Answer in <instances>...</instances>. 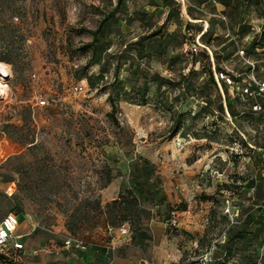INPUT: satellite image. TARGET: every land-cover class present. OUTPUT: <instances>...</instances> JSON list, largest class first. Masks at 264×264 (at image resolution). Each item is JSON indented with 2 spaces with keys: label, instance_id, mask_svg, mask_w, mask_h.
<instances>
[{
  "label": "rangeland",
  "instance_id": "rangeland-1",
  "mask_svg": "<svg viewBox=\"0 0 264 264\" xmlns=\"http://www.w3.org/2000/svg\"><path fill=\"white\" fill-rule=\"evenodd\" d=\"M117 1L0 0V63L11 70L0 79V219L24 213L35 228L22 250L0 249V264H102L112 258L103 250L114 249L129 264H264V126L253 109L263 99L220 78L264 81V0H125L105 25L108 56L83 70L89 31ZM151 23L178 37L139 53ZM228 41L234 47L223 52ZM198 42L205 47L193 52ZM86 72L105 79L92 88L79 79ZM19 185L35 198L16 197ZM124 189L144 211L129 220L130 234L107 206ZM98 197L114 224L104 213L71 231L72 213ZM68 237L87 248L66 247Z\"/></svg>",
  "mask_w": 264,
  "mask_h": 264
},
{
  "label": "trees",
  "instance_id": "trees-1",
  "mask_svg": "<svg viewBox=\"0 0 264 264\" xmlns=\"http://www.w3.org/2000/svg\"><path fill=\"white\" fill-rule=\"evenodd\" d=\"M125 0H118L116 5L114 6V8L109 11L106 15H104V17L101 19L99 26L97 27V29L89 31L93 38L90 42L86 43L83 45L82 50L87 53L90 54V59L89 62L87 63V65H85L84 67H82L83 70H88L90 67L96 65V64H101L102 61L108 56V51L110 49V42L107 41V36L108 33L106 32V23L110 22V21H116L117 20V12L121 9L123 3ZM211 0H198V3L200 5H204L205 3H208ZM220 3H222L224 6L229 7L231 6V2L232 0H218ZM249 2L255 3L256 5H259L261 3V0H250ZM240 35L242 37H246L247 35H249L251 33V27H249L248 25H244L242 26V28L240 29ZM208 35H210L209 30L204 32L202 34V38H206ZM178 37V33L177 32H169L164 30V24L160 25V26H155L152 23L148 26V31L145 32V34L141 35L138 40L136 41V45H139V53H142L147 45L151 42H153L154 47H155V51L160 52L161 47H168L170 45L173 44V41H176ZM261 37H264V27H263V31H262V35ZM256 39V37L254 38V40ZM184 42V41H183ZM182 42V43H183ZM234 41H228L223 47H222V51L223 52H227L228 50H230V48L234 47ZM237 50L234 49V51H231L230 53L227 54V59L230 58V56H232ZM214 53V57L216 59L217 64H219V55L216 51H213ZM157 56H160V54H157ZM148 58H152V55L149 54L147 55ZM140 67V65H139ZM205 71L204 72H208V74L210 75L211 80H214V72L211 69V65L209 64V68L207 69L206 66H204L203 68ZM80 70V69H79ZM77 70V71H79ZM160 76L157 77V79L159 80ZM79 79H86L88 81V84L90 85V87L95 88L97 87L98 83L103 81L105 79V75L104 73H101L99 75H90L88 72H86L84 75L80 76ZM157 79H153V80H157ZM164 82L166 81H160V86L164 85ZM140 92H143L144 94L146 93V90L143 88L139 89ZM143 100H145V95H143ZM113 102V106L114 108L116 107V101H112ZM262 103H264V100L262 101ZM254 109V107H253ZM260 113V112H259ZM263 117V115H262ZM263 120V118H262ZM180 131V125L178 124L172 133V136H176ZM12 181H14V179H11ZM112 181V177L111 175L108 177L107 183H110ZM15 194V193H14ZM13 194V195H14ZM12 195V196H13ZM25 196L28 198H35V195L33 193L30 192H26L25 190H23V187L21 185H19L18 187V194H16V197L18 196ZM108 207H113V211L115 210H119L118 213L119 217L117 218L119 224L118 225H123L125 222L129 225V220L131 218H136L137 220H141L142 218V212H144L142 209H140L139 207V200L138 197L135 195V191L133 189H124L121 190L120 193L118 194V197L112 201V203L107 204ZM263 206H260V210L264 219V211H263ZM186 207H184L185 209ZM94 213V215L92 216L91 214ZM234 212V211H233ZM107 217V211L104 210V207L99 199L96 198L95 199V203L93 205V207H90L89 211H82L81 207L77 208L76 211L74 213H72V219L75 221L74 223H72L71 225H69V229L71 231H74V229H79L81 228V226H83L84 222H90L95 216L99 215V214H104ZM235 218L238 217V214L235 213ZM81 222V223H79ZM106 224L108 225V227L114 224L113 221H111L108 217H107V221ZM135 239V238H134ZM231 238L227 241V246L231 244ZM0 257H3L2 253H0ZM173 264H181V263H173ZM221 264H226V263H221Z\"/></svg>",
  "mask_w": 264,
  "mask_h": 264
},
{
  "label": "built area",
  "instance_id": "built-area-1",
  "mask_svg": "<svg viewBox=\"0 0 264 264\" xmlns=\"http://www.w3.org/2000/svg\"><path fill=\"white\" fill-rule=\"evenodd\" d=\"M177 2L182 3L186 5V0H177ZM198 46L194 47L193 52H197V50L201 47H205V45L198 42ZM217 78L219 80V76L217 75ZM220 78L225 81L226 85L229 88H233L235 90V86L238 84H241V95L248 96V97H260L264 100V81L253 79V83L249 84L246 82H236L235 78L231 75L220 73ZM237 90V87H236ZM0 97H3L2 95ZM42 104H45V101L42 102ZM254 110L257 112H260L263 115V126H264V103H257L254 105ZM184 147V145H182ZM7 194L9 196H12L15 192L14 183L9 185V187L6 190ZM227 210L229 214H231L232 218L235 219V214L233 211H231V200H227ZM264 211V206H263ZM179 212L175 211L173 212L171 224L174 226H177L179 223ZM20 225L19 222V216L16 213H8L6 214L1 220H0V249H3L7 246H12L13 249L20 251L24 248V243L20 241L21 237L16 235L17 229ZM128 224L125 223L122 226H120L119 231L122 234H130V228L127 227ZM110 228V226H109ZM65 245L68 248H80V249H86L87 243L86 241L81 237H68L65 240Z\"/></svg>",
  "mask_w": 264,
  "mask_h": 264
},
{
  "label": "crops",
  "instance_id": "crops-1",
  "mask_svg": "<svg viewBox=\"0 0 264 264\" xmlns=\"http://www.w3.org/2000/svg\"><path fill=\"white\" fill-rule=\"evenodd\" d=\"M119 193H120V190H119L118 194ZM18 215H23L24 219H23V222L20 223V225L17 229L16 235L20 236L21 237L20 241L24 243V242H26V239H28V237L30 236V234L32 233V231L35 228H34V225L32 224V222L27 218V216L24 213H21ZM19 230H21V231L19 232ZM103 251L104 252L101 254L102 258H104V259L107 258L108 254L112 255V258H111L109 263H107V260L105 259L104 263H102V264H129L132 260V258H130L129 256H120L119 255L120 250H118V249H114L112 251H105V250H103Z\"/></svg>",
  "mask_w": 264,
  "mask_h": 264
},
{
  "label": "bare ground",
  "instance_id": "bare-ground-1",
  "mask_svg": "<svg viewBox=\"0 0 264 264\" xmlns=\"http://www.w3.org/2000/svg\"><path fill=\"white\" fill-rule=\"evenodd\" d=\"M10 76H11L10 68L8 66H6L4 63H0V79H5L6 77L8 78ZM1 95L2 96L4 95V91H3V94H1Z\"/></svg>",
  "mask_w": 264,
  "mask_h": 264
}]
</instances>
